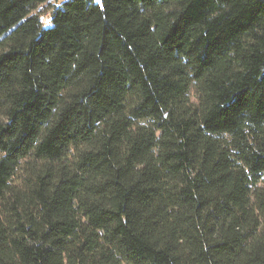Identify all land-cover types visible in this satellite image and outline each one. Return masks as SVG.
<instances>
[{"label": "trees", "instance_id": "16d2710c", "mask_svg": "<svg viewBox=\"0 0 264 264\" xmlns=\"http://www.w3.org/2000/svg\"><path fill=\"white\" fill-rule=\"evenodd\" d=\"M50 1L0 0V264H264V0Z\"/></svg>", "mask_w": 264, "mask_h": 264}, {"label": "rangeland", "instance_id": "374dc122", "mask_svg": "<svg viewBox=\"0 0 264 264\" xmlns=\"http://www.w3.org/2000/svg\"><path fill=\"white\" fill-rule=\"evenodd\" d=\"M65 0H51L48 4H45L43 6H41L37 12H41V11H45L47 9L51 10V8L53 6H56V5H59L61 4L62 2H64ZM98 1V0H97ZM36 12V14H37ZM49 16H50V13H47L46 14H43V17H42V20H43V24H45V26H50V20H49Z\"/></svg>", "mask_w": 264, "mask_h": 264}]
</instances>
